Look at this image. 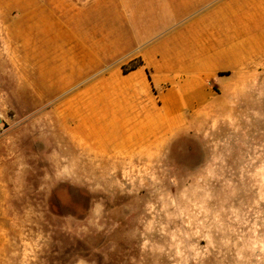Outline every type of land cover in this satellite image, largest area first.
Returning a JSON list of instances; mask_svg holds the SVG:
<instances>
[{
  "label": "rangeland",
  "instance_id": "374dc122",
  "mask_svg": "<svg viewBox=\"0 0 264 264\" xmlns=\"http://www.w3.org/2000/svg\"><path fill=\"white\" fill-rule=\"evenodd\" d=\"M56 4L0 0V264H264V16L169 122L139 58L59 51Z\"/></svg>",
  "mask_w": 264,
  "mask_h": 264
},
{
  "label": "crops",
  "instance_id": "0c3cea01",
  "mask_svg": "<svg viewBox=\"0 0 264 264\" xmlns=\"http://www.w3.org/2000/svg\"><path fill=\"white\" fill-rule=\"evenodd\" d=\"M56 6L64 16L57 31L59 51L72 44L84 73L96 68L98 59L139 58L140 64L124 75L137 77L152 92L171 86V99L164 97L165 106L173 108L165 113L169 122L177 121L178 106L192 105L195 91L206 89L219 71L256 58L245 50L232 54L235 67L209 63L225 56V48L218 49L225 42L256 36L264 16V0H57ZM73 17L76 33L69 39L67 24ZM160 32L167 33L153 39ZM130 117L129 122L136 116Z\"/></svg>",
  "mask_w": 264,
  "mask_h": 264
},
{
  "label": "trees",
  "instance_id": "16d2710c",
  "mask_svg": "<svg viewBox=\"0 0 264 264\" xmlns=\"http://www.w3.org/2000/svg\"><path fill=\"white\" fill-rule=\"evenodd\" d=\"M132 69H134V67Z\"/></svg>",
  "mask_w": 264,
  "mask_h": 264
}]
</instances>
